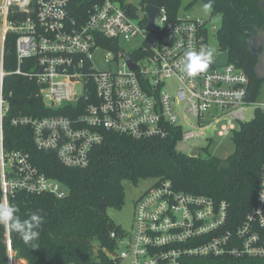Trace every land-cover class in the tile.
Here are the masks:
<instances>
[{
  "label": "built area",
  "instance_id": "obj_1",
  "mask_svg": "<svg viewBox=\"0 0 264 264\" xmlns=\"http://www.w3.org/2000/svg\"><path fill=\"white\" fill-rule=\"evenodd\" d=\"M140 7L141 16L126 0H0L1 47L9 33L16 37L15 70L5 73L0 60V206L18 193L57 199L69 193L65 184L40 172L29 154L4 148L9 75L33 82L51 112L20 115L11 125L29 128L38 150L55 153L74 169L90 165L107 133L138 140L179 133L178 144L213 127L219 137L230 138L247 122L246 110L264 114V101H250L249 79L231 60L195 77L181 72L185 51L208 48L205 22L179 13L170 17L158 7L152 28L145 5ZM100 51L103 69L93 64ZM206 140L209 146L212 140ZM200 153L201 148L196 158ZM133 217L132 231L109 235L115 247L107 256L116 264L264 259V165L254 205L237 223L226 201L176 190L167 180L138 198ZM6 246L11 264L9 239Z\"/></svg>",
  "mask_w": 264,
  "mask_h": 264
},
{
  "label": "trees",
  "instance_id": "obj_2",
  "mask_svg": "<svg viewBox=\"0 0 264 264\" xmlns=\"http://www.w3.org/2000/svg\"><path fill=\"white\" fill-rule=\"evenodd\" d=\"M262 1L212 0L209 9L210 20L220 16L216 32L219 51L229 52L232 63L249 79L250 101L256 100L264 87V81L254 74L257 58L248 49V41L264 26V15L259 8ZM196 2L204 6L208 0H193ZM140 5L165 8L168 15L174 17L182 8L183 0H140ZM15 38L9 33L2 47L0 44V60L5 73L16 68ZM4 93L10 103L3 122L4 148L29 154L40 172L65 184L69 193L63 199L25 193L9 198V204L18 208L17 215L21 219L38 212L43 223L38 230L39 238L31 243L24 242L18 234L0 224V264H8L7 239L15 253L13 258L26 264H116L107 256L115 247L109 235L121 233V228L106 212L101 213L98 206L104 203L107 209L120 211L125 205L123 181L137 184L147 179L167 180L176 190L207 196L217 202L226 201L234 223L241 221L254 205L264 165V114L259 111L251 121L241 123L233 132L229 139L234 150L224 160L210 155L190 158L180 153L176 150L179 133L165 140H138L107 133L93 150L90 165L74 169L63 166L55 153L38 150L29 128L11 125V120L20 115L51 113L37 97L35 84L9 75L4 79ZM95 243L97 249H94ZM197 263L264 264V259L207 258Z\"/></svg>",
  "mask_w": 264,
  "mask_h": 264
},
{
  "label": "rangeland",
  "instance_id": "obj_3",
  "mask_svg": "<svg viewBox=\"0 0 264 264\" xmlns=\"http://www.w3.org/2000/svg\"><path fill=\"white\" fill-rule=\"evenodd\" d=\"M126 3H130L137 9L138 15L141 16V5L140 0H126ZM179 14L189 15L192 18L201 20L205 22L208 34V48L214 50V55L219 52V46L216 40L215 29L217 30L220 26V16H215L210 20L211 12L209 9H205L202 4L199 2L193 3V0H183V6L179 9ZM105 53L95 52L93 54V64L98 69H103L106 67L104 61ZM264 101V90L261 91L257 103H262ZM254 112L249 109L245 111L246 121H251L254 118ZM206 138H210L212 142L208 146V141ZM193 147L201 148L200 157H206L207 155L218 157L221 160L227 158L234 150L233 143L229 138H221L217 135L216 130L213 127L207 128L204 133V136L197 137L188 142H180L176 146V150L185 155H189ZM207 150V152L204 151ZM156 181L154 179L141 180L137 184H132L128 181H123L124 193H125V205L120 211L113 208H108L106 213L110 220L121 229L126 231H132L133 226V213L134 206L138 198L146 190H148ZM98 244H94V249H97ZM96 251V250H94ZM12 256L15 253H11ZM12 259L11 264H26L23 260L18 263Z\"/></svg>",
  "mask_w": 264,
  "mask_h": 264
},
{
  "label": "clouds",
  "instance_id": "obj_4",
  "mask_svg": "<svg viewBox=\"0 0 264 264\" xmlns=\"http://www.w3.org/2000/svg\"><path fill=\"white\" fill-rule=\"evenodd\" d=\"M212 7V0L204 4L205 9ZM214 50L203 48L202 50L185 51L182 59L181 72L187 77H195L205 73L212 65ZM18 208L14 204L0 206V224L8 227L10 232H15L26 243H31L39 238V228L43 223V217L38 213H32L27 219H21Z\"/></svg>",
  "mask_w": 264,
  "mask_h": 264
},
{
  "label": "water",
  "instance_id": "obj_5",
  "mask_svg": "<svg viewBox=\"0 0 264 264\" xmlns=\"http://www.w3.org/2000/svg\"><path fill=\"white\" fill-rule=\"evenodd\" d=\"M259 8L264 15V0L259 4ZM144 11L148 17L149 25L152 28L156 27V20L159 15V8L153 5H145ZM127 12V11H126ZM248 49L252 55L257 58V62L254 66V74L259 79L264 81V26L262 30L258 31L256 36H253L248 41ZM230 60L229 52H222L218 55L217 59L212 63L213 67H221L228 64ZM133 64L131 63V66ZM199 153V148L194 147L188 157L196 158ZM98 209L101 213H105L107 206L104 203H100Z\"/></svg>",
  "mask_w": 264,
  "mask_h": 264
},
{
  "label": "crops",
  "instance_id": "obj_6",
  "mask_svg": "<svg viewBox=\"0 0 264 264\" xmlns=\"http://www.w3.org/2000/svg\"><path fill=\"white\" fill-rule=\"evenodd\" d=\"M13 260L16 261L17 263H18L19 261H21V260H17V259H14V258H13Z\"/></svg>",
  "mask_w": 264,
  "mask_h": 264
}]
</instances>
